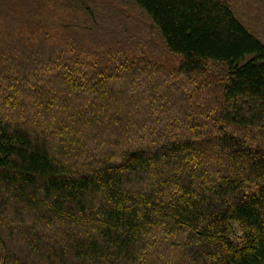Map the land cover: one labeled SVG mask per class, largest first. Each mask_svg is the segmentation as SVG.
<instances>
[{"label":"trees","instance_id":"1","mask_svg":"<svg viewBox=\"0 0 264 264\" xmlns=\"http://www.w3.org/2000/svg\"><path fill=\"white\" fill-rule=\"evenodd\" d=\"M130 1L172 63L86 45L93 0H0V264H264V42Z\"/></svg>","mask_w":264,"mask_h":264},{"label":"rangeland","instance_id":"2","mask_svg":"<svg viewBox=\"0 0 264 264\" xmlns=\"http://www.w3.org/2000/svg\"><path fill=\"white\" fill-rule=\"evenodd\" d=\"M241 21L264 42V0H225ZM24 3V2H23ZM97 9L99 26L88 27L93 31L92 40L83 36L85 44H100L117 51H134L144 47L150 57L172 63L173 57L149 18L130 0H93ZM100 12V13H99ZM74 17H78L72 14ZM2 33L0 37H3ZM101 46V47H102ZM138 50V51H135Z\"/></svg>","mask_w":264,"mask_h":264}]
</instances>
